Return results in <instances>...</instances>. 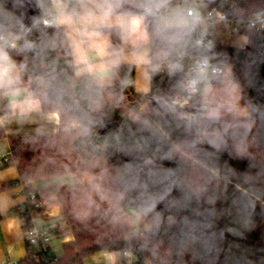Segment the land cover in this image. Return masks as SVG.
Listing matches in <instances>:
<instances>
[{
    "label": "clouds",
    "instance_id": "9594fccd",
    "mask_svg": "<svg viewBox=\"0 0 264 264\" xmlns=\"http://www.w3.org/2000/svg\"><path fill=\"white\" fill-rule=\"evenodd\" d=\"M30 2L36 14L27 24L0 3V98L8 100V110L24 116L39 112L45 104H56L79 110L87 118L82 103L89 107L98 103L122 66H135L149 82L165 74L170 87L151 96L145 93V107L133 120L137 130L148 135L137 141V158L118 176L115 196L119 201L129 192L137 193L135 218L145 223L139 234L143 238L155 237L165 224L175 226L179 235L173 244L178 255L188 253L194 260L215 264L225 230L217 229L219 214L209 185L231 183L233 178L241 181L233 204L245 231L251 228L257 203L264 204V189L256 188L248 174L201 159L223 151L250 159V149L264 140V105L246 95L229 58L217 51L215 36L222 25L235 22L242 29L235 46H253L264 34V3L248 7L233 3L224 12L212 7L216 0ZM20 6L16 0L13 7ZM49 30L46 41L30 38L34 31L47 34ZM57 48L70 72L57 71L55 62L42 65L44 71L29 68L28 53L43 61ZM12 51L25 58L18 62ZM250 69L251 64H246V77ZM162 121L174 122L183 137L173 140ZM153 143L157 152L151 150ZM158 159L177 162L178 167H164ZM180 165L199 171V178H183ZM174 191L181 193L180 198L172 195ZM160 205L184 215L166 220ZM227 231L243 235L239 229Z\"/></svg>",
    "mask_w": 264,
    "mask_h": 264
},
{
    "label": "trees",
    "instance_id": "16d2710c",
    "mask_svg": "<svg viewBox=\"0 0 264 264\" xmlns=\"http://www.w3.org/2000/svg\"><path fill=\"white\" fill-rule=\"evenodd\" d=\"M229 2L248 7L264 3V0ZM228 6L229 3L222 4L224 8ZM50 36L51 30L47 34L34 31L30 38L40 43ZM221 50L244 83L246 95L256 104L264 105V34L258 36L254 45L248 48L222 46ZM10 54L18 62L25 58L23 54L15 51ZM27 62L29 68L35 66L37 71H44L42 65L55 62L57 71L70 72L64 53L59 48L49 51L43 61L34 59L33 54L28 53ZM249 63L250 75L246 77L245 66ZM24 79L27 80L28 76ZM169 87L167 76L161 73L151 80V89L147 93L151 96ZM145 99V93L134 90L133 66L124 65L98 103L91 107L82 103L87 118L79 110L45 104L42 106L44 112L59 114L60 129L57 132L8 138L12 156L10 164L17 167L20 181L26 189L34 191L38 198H48L50 203L60 206L61 216L57 223L67 226L74 236L73 241L63 244V253L54 264H83L84 259L97 252H121L125 249H132L142 262L150 259L152 264H172L176 256L181 263L204 264L201 260H194L188 253L183 256L177 254L173 239L179 235V231L175 226L168 227L165 224L155 237L147 239L139 235L144 230L132 229L129 213L136 212L137 209L135 191L127 193L123 200L116 199L115 193L120 188L118 176L129 162L137 158L134 151L137 141L148 135L138 131L137 125L133 123ZM0 105L3 114L9 112L7 105ZM162 124L171 133L173 140L183 137V131L174 122L162 121ZM85 126L88 128L87 133L84 132ZM4 137L6 130L0 127V139ZM204 147L207 148V145ZM151 150L157 152L158 146L153 143ZM162 150L166 151V146ZM208 151L211 153L210 149ZM201 159L220 169H234L238 174L246 173L253 178L256 188L264 189V140L258 147L253 148L250 159L237 158L229 151L202 155ZM157 163L164 167H178L177 162L169 160L158 159ZM180 167L183 178H199V171L182 165ZM72 174H86L91 181L86 185L40 190L32 188L37 178ZM240 183V180L233 178L231 183L209 185V193L215 198V209L219 214L217 229L225 230L220 245L222 250L215 264H247L248 261L264 264V204L257 203L251 216L250 230L241 228L237 207L233 204ZM172 195L180 198L181 193L174 191ZM158 210L163 212L166 220L171 216L178 220L184 215L175 213L174 210H166L164 205H160ZM227 229H239L243 235L228 232Z\"/></svg>",
    "mask_w": 264,
    "mask_h": 264
},
{
    "label": "crops",
    "instance_id": "0c3cea01",
    "mask_svg": "<svg viewBox=\"0 0 264 264\" xmlns=\"http://www.w3.org/2000/svg\"><path fill=\"white\" fill-rule=\"evenodd\" d=\"M238 34L225 25H222L218 30V38L222 46L236 47ZM133 68L134 90L138 93L149 92L151 82L144 78L139 69L135 66ZM1 103L7 105L8 100L6 98H0ZM0 121H2L0 122V127L6 130V137L0 139V155H5L10 152L9 137L57 132L60 129L59 114L56 112H44L42 108L39 112L21 116L18 113H12L10 111L3 114L0 105ZM250 151L253 153V148ZM89 183L90 177L88 175L72 174L37 178L34 180L32 188L34 190H40L53 187L86 185ZM25 201L26 196L17 167L12 164L4 167L0 166V264L11 260L24 259L27 255V245L24 239V224L17 214V208L23 205ZM49 212L50 216L44 219H38V222H57L61 216L59 205H52L51 211ZM133 230L140 231L141 229L133 228ZM56 238L61 237L58 236ZM62 240L63 244L70 242L74 240V236L69 234L63 237ZM112 253L115 254L116 252Z\"/></svg>",
    "mask_w": 264,
    "mask_h": 264
},
{
    "label": "built area",
    "instance_id": "2783aa9c",
    "mask_svg": "<svg viewBox=\"0 0 264 264\" xmlns=\"http://www.w3.org/2000/svg\"><path fill=\"white\" fill-rule=\"evenodd\" d=\"M225 3H229V8L222 7V4ZM233 3L234 2H229V0H216V3L212 5V7L219 8L224 12H229ZM225 26L231 28V30L236 33L242 31L235 22ZM215 41L217 51L225 54L221 50L222 44L219 41L218 32L215 36ZM11 157V152L5 155H0V166L4 167L10 164ZM21 184L24 188L26 201L23 205H20L17 208V214L24 224V239L27 245V255L24 259L11 260L4 264H30V262L37 264H54L59 256L53 252L52 241L58 236H63L68 228L58 225L57 222L39 223L38 219H44L45 217L50 216V212L46 208L47 202L45 199L38 198L34 191L26 189L22 182ZM109 258L112 261L107 264H152L148 259L142 262L139 255L132 249H125L121 252H116L115 254L112 253ZM172 264L187 263H181L178 256H176L173 258Z\"/></svg>",
    "mask_w": 264,
    "mask_h": 264
},
{
    "label": "rangeland",
    "instance_id": "374dc122",
    "mask_svg": "<svg viewBox=\"0 0 264 264\" xmlns=\"http://www.w3.org/2000/svg\"><path fill=\"white\" fill-rule=\"evenodd\" d=\"M143 107H145L144 102L142 104V108ZM44 199L47 202L46 208L48 209V211H51V206L52 205L54 206V204L53 203H50V201H49L48 198H44ZM130 221H131L132 227L134 229H141L140 231L144 230L142 228L145 227V223L143 221H136L135 212L134 211H130ZM60 225L65 226L64 224H60ZM65 227H67V226H65ZM65 232L66 233L63 236H60L61 238H55L52 241L53 252L56 255H58V256L62 255V253H63V240H62L63 237L66 236V235L72 234L69 228ZM110 253H112V252H108V251H106V252L105 251L97 252L94 255L89 256L86 259H84L83 264H107V263H110L112 261L109 258L110 257ZM148 260H150V259H148Z\"/></svg>",
    "mask_w": 264,
    "mask_h": 264
},
{
    "label": "water",
    "instance_id": "95a60500",
    "mask_svg": "<svg viewBox=\"0 0 264 264\" xmlns=\"http://www.w3.org/2000/svg\"><path fill=\"white\" fill-rule=\"evenodd\" d=\"M15 2L16 0H0V3H5L8 9L14 11L17 16L22 17L26 24L30 23L31 17L36 14L34 3L30 0H20L22 6L14 8Z\"/></svg>",
    "mask_w": 264,
    "mask_h": 264
}]
</instances>
